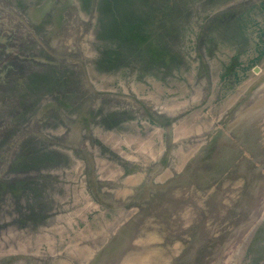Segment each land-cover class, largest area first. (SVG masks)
Segmentation results:
<instances>
[{"label": "rangeland", "instance_id": "1", "mask_svg": "<svg viewBox=\"0 0 264 264\" xmlns=\"http://www.w3.org/2000/svg\"><path fill=\"white\" fill-rule=\"evenodd\" d=\"M59 12L54 47L42 37ZM263 92L264 0H0V264H38L107 231L110 257L130 240L149 247L158 211L175 212L159 225L169 251L264 264V155L250 149L264 123L253 140L226 123ZM220 139L252 187L230 183L216 201ZM183 193L199 195L186 222ZM238 197L242 208L227 206Z\"/></svg>", "mask_w": 264, "mask_h": 264}, {"label": "bare ground", "instance_id": "2", "mask_svg": "<svg viewBox=\"0 0 264 264\" xmlns=\"http://www.w3.org/2000/svg\"><path fill=\"white\" fill-rule=\"evenodd\" d=\"M54 3V2H53ZM37 6V5H35ZM73 6V5H72ZM38 11V14H42L44 8L42 9H36ZM51 11V10H50ZM49 13V12H48ZM25 14V15H24ZM59 15L56 17H51L49 20L51 21V25H53L51 27V33H45L43 34V39H50L53 41L52 45L55 47V45L57 44V41H58V36L59 34L62 33V12H59L58 13ZM27 15V12H23V16H26ZM45 15V14H44ZM43 20V19H42ZM41 24V23H40ZM32 27L30 28L31 29V32L32 34L35 35V27L39 26V23H35L34 24H31ZM44 25V24H43ZM30 33V32H29ZM33 67V66H32ZM28 68L26 70V74H29L31 68ZM262 90V89H261ZM260 90V91H261ZM121 96V95H120ZM133 96V95H132ZM236 96V95H234ZM30 98H28L29 100ZM131 99H133L131 97ZM235 99V97H234ZM27 100V101H28ZM133 100L136 101V99L134 98ZM132 101V100H131ZM135 101H132V102H135ZM125 102H130V100L128 98H126V101ZM137 102V101H136ZM140 102V101H139ZM21 103H25L23 101H21ZM138 103V102H137ZM31 104V103H30ZM233 104V103H232ZM139 105V104H138ZM231 106V105H230ZM246 108V109H244ZM244 109V110H243ZM226 123H229L231 124V130H230V134L234 133L235 132H241L244 137V135H247L246 137V140H253L256 138V136H252L251 137V133L253 134H256V132L254 131V127L257 125L258 127L264 123V92L256 97V98H252V99H246L241 105L239 106H236L234 107L228 117L226 118ZM236 124V125H235ZM221 128V127H220ZM260 128V127H259ZM264 129V126L262 127ZM230 129V128H229ZM227 129V130H229ZM223 130V129H222ZM229 132V131H228ZM250 132V133H249ZM264 132V131H263ZM220 134V133H219ZM225 134V133H224ZM264 134V133H263ZM223 135V134H222ZM224 136V135H223ZM213 137V135H212ZM211 137V138H212ZM228 137V136H226ZM210 138V139H211ZM264 138V136H263ZM175 140V139H174ZM171 141V140H170ZM210 141V140H209ZM214 141V140H212ZM227 141L226 139H220L219 142L217 143V145H222V146H226L227 148L230 147V154L226 155L225 157V162H228L225 164V166H223L221 163L219 164V166L216 167V171L217 173H222V174H225V178L222 179L219 183L221 184V187L219 186L217 189V191H215V193L213 194L212 198L213 200H216V201H219L220 199L223 198V190L222 188L223 187H230L231 185H229L230 183H232L233 185L235 183H238L240 182V184L236 187L239 188V192L242 191L243 192V188H246L248 189L247 187H250L249 188V192H250V189H251V183H249L246 179H245V175H248V173H241L243 174L244 176H239V175H236L237 174L236 172H234L233 170H237V168H239V166L241 164H239L238 166H234V162H235V157H236V153L234 152H231L232 150V144H229L228 142H225ZM232 141V140H230ZM207 142V141H206ZM261 143L259 144V146H257L256 144H254L250 149H251V152L253 151L256 155H264V140H261L260 141ZM232 143V142H231ZM172 144V143H171ZM216 145V146H217ZM173 146V145H172ZM183 147V146H182ZM181 148V147H180ZM213 149V148H212ZM220 149V148H219ZM146 150V149H145ZM150 150V149H149ZM166 150V149H165ZM165 150L163 152V154L165 153ZM189 150V149H188ZM191 150V149H190ZM206 150V149H205ZM205 150H202L201 152H204ZM209 150V148L207 149ZM237 150V149H235ZM138 151V149H137ZM141 151V150H139ZM171 152V151H169ZM174 152V151H173ZM188 152V151H187ZM237 152V151H236ZM249 152V151H248ZM252 152V153H253ZM141 153V152H140ZM236 154V155H235ZM139 155V154H138ZM190 155V154H189ZM188 155V156H189ZM157 156V155H156ZM184 156H185V153H184ZM187 156V157H188ZM186 157V158H187ZM213 157V156H212ZM185 158V160H186ZM224 158V156H223ZM147 159V158H145ZM152 159V158H150ZM162 159V158H161ZM220 159V158H219ZM141 160V159H140ZM188 160V159H187ZM213 160V159H212ZM138 161V160H136ZM135 161V162H136ZM127 162V161H126ZM134 162V161H133ZM184 162V160H183ZM142 163V162H141ZM185 163V162H184ZM244 163V161H243ZM128 164V163H127ZM132 164V163H131ZM140 165V163H139ZM160 166V165H159ZM166 166V165H164ZM216 166V165H215ZM231 166V168H230ZM246 166H248L246 164ZM120 167V165H119ZM179 167V166H178ZM132 168V167H130ZM157 168V167H156ZM176 168V167H175ZM235 168V169H234ZM124 169V168H123ZM154 169V168H153ZM152 169V170H153ZM135 170V169H134ZM258 170V169H257ZM138 171V170H137ZM140 171V170H139ZM171 171V170H170ZM178 171V170H177ZM181 171V170H180ZM239 171V169L237 170ZM120 172V171H119ZM122 172V171H121ZM128 172V171H127ZM136 172V171H135ZM240 172V171H239ZM169 173V172H168ZM183 173V172H182ZM120 174V173H119ZM139 174V173H138ZM161 174V173H160ZM185 174V173H184ZM141 175H143L141 173ZM213 175V174H212ZM227 175H228V178H227ZM115 176V175H114ZM118 176V175H116ZM155 176V175H154ZM168 176V175H167ZM173 176V174H172ZM256 176V175H255ZM132 177H134V175H132ZM185 177V175L183 176H180L179 177V180H183L182 178ZM125 178V177H123ZM128 178V177H127ZM119 179V178H118ZM130 179V178H129ZM158 179V178H157ZM212 179H213V176H212ZM121 180V179H120ZM127 180V179H126ZM134 180V179H132ZM140 179H138V176H137V179L136 181H139ZM203 180V178H202ZM115 182V181H114ZM156 182V180H155ZM163 183V182H162ZM168 183V182H167ZM214 183V182H213ZM217 183V182H216ZM214 183V185L216 184ZM244 185H243V184ZM111 184V183H110ZM218 184V183H217ZM163 185V184H162ZM182 185V183H181ZM185 185L189 188H190V184L189 183H185ZM197 185V183L195 182V180L192 182V185L191 186H195ZM212 185V184H211ZM154 186V185H153ZM159 186V184H158ZM185 186V187H186ZM202 186V185H201ZM163 187V186H162ZM177 187V186H176ZM256 187V186H255ZM125 187L123 186V189ZM127 188V187H126ZM125 188V189H126ZM165 188V187H164ZM166 189V188H165ZM193 189V188H192ZM225 189V188H224ZM253 189V188H252ZM148 190V189H147ZM162 190V189H161ZM179 190V189H178ZM200 190H203V189H200ZM137 191V190H136ZM140 191V190H139ZM157 191V190H156ZM193 191V190H192ZM178 192V191H177ZM233 192V191H231ZM263 192V191H262ZM157 193V192H156ZM261 193V191H260ZM258 193V194H260ZM145 194V193H144ZM175 194V193H174ZM179 194V193H178ZM185 195V197H187L188 199H185L187 200L184 204H178V205H175L177 209V214L175 216H179V218L184 222H186V220H188L189 216H188V210L189 209V206H191V203L194 202V201H199V195L198 196H195V195H186L185 193H183ZM188 194V192H187ZM220 194V195H218ZM234 194V192H233ZM142 196H144L142 194ZM257 196V195H255ZM184 197V198H185ZM236 197V195H235ZM262 197H264L262 195ZM102 198V197H101ZM104 199V198H103ZM112 199V198H111ZM138 199V198H137ZM145 199L146 196H145ZM183 198L180 197L179 200L182 201ZM134 201V200H133ZM262 201V200H261ZM260 201V202H261ZM148 202V201H147ZM153 203V202H152ZM258 203V202H257ZM256 203V204H257ZM244 204V203H243ZM243 204H241V201H240V198L238 197L235 198V200L232 199V201L227 205V206H232L234 207L235 205L237 206V208L239 207H243ZM139 205V204H138ZM198 205L200 206V202L198 203ZM140 206V205H139ZM146 206V205H145ZM136 207V206H135ZM165 208L166 205L164 206ZM146 208V207H145ZM152 208V207H151ZM168 209V208H167ZM140 210V209H139ZM215 212V210H214ZM150 213V211H149ZM156 213V217L153 216V218L155 220H157L155 222V225L158 224V227H152V230L155 231V232H158L159 236L162 238V240H160L158 243H157V238H156V241H155V244L149 246V247H144V245H141L140 246H143V248L139 249V247H133L132 245L130 246V243H131V240L128 241L127 243L125 242V244L121 243V245L123 244V246L119 247V248H115V255L113 257H110V255L107 253L108 251L112 250L113 249V245L117 242L118 239H115L114 241H110V236H111V231H107V232H104L102 235H100L99 237H91L89 239H86L84 240L81 244H78L77 246L75 247H72V248H66L62 251L61 254H54V255H49L48 257H45L44 259L42 260H38V264H180L178 263L177 259H183V258H187L189 261L188 263L186 264H201L203 263L204 259H202V262H201V259H196V258H193L192 256V252H188L186 250H183V253L182 254H177V253H174L172 251H169L168 250V247L170 248L172 245L169 244L170 242V239L172 237H168L167 233H163V231H165L166 229H163V231L160 229V226L161 224H166L168 225L170 223L169 219H170V216H172L175 212H173L172 214H170L169 211L165 212V211H158V212H155ZM164 213V214H163ZM162 216L160 219L158 218L160 215ZM170 215V216H169ZM202 214H200L198 211L196 212L195 211V214H194V220H190L192 221L193 223L195 224H201V219H206L205 216H201ZM137 218V217H136ZM139 219H136L135 221H137ZM154 220V221H155ZM160 222H159V221ZM180 220V221H181ZM162 221V222H161ZM164 221H167L164 223ZM181 221V222H182ZM207 221L208 223L205 224L203 227H200V230H202V232L206 231V229H208L210 227V224L212 223V220L211 223L210 221L208 220L207 218ZM127 222V221H126ZM129 222V221H128ZM127 222V223H128ZM131 223V222H130ZM137 223V222H136ZM147 223V222H146ZM133 224V223H132ZM132 224H131V227H132ZM134 225V224H133ZM184 225V224H183ZM121 226V225H120ZM175 226V225H174ZM123 227V226H122ZM121 227V228H122ZM157 228V229H156ZM166 228V227H165ZM182 228V227H181ZM206 228V229H205ZM219 228V227H218ZM133 229H134V226H133ZM136 229V228H135ZM151 229V228H149ZM212 229V228H211ZM183 230V229H182ZM180 230V232L182 231ZM198 230V229H197ZM131 231V230H129ZM135 231V230H134ZM193 229H189L188 232L186 233H189V232H192ZM125 232V231H124ZM132 232V231H131ZM148 232V231H147ZM147 232L144 234L146 235ZM183 232V231H182ZM249 232V231H248ZM135 233V232H133ZM149 233V232H148ZM178 233V232H176ZM129 234V233H128ZM178 235V234H176ZM121 236V235H120ZM129 238H131L133 235H128ZM128 236L123 238V239H128ZM157 236V235H155ZM175 236H173L174 238ZM202 237V235H201ZM200 237V238H201ZM202 240V238H201ZM151 241V240H150ZM154 241V240H152ZM200 241V240H199ZM148 242V241H147ZM178 243V242H177ZM136 244V242H135ZM149 244V242H148ZM152 244V243H150ZM120 245V244H119ZM138 245V244H137ZM200 246V244H199ZM177 250V248H176ZM161 251H164V253H161ZM237 251V250H236ZM239 253V252H238ZM196 256V255H195ZM237 256V259H235L232 263L233 264H245V261L243 260V258H239V255L236 254ZM177 258V259H176ZM200 261V262H199ZM247 263V261H246ZM181 264H184V263H181Z\"/></svg>", "mask_w": 264, "mask_h": 264}]
</instances>
